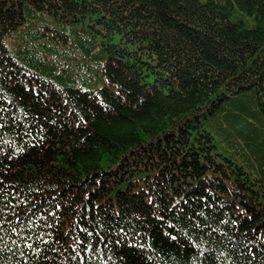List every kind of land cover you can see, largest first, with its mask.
Returning a JSON list of instances; mask_svg holds the SVG:
<instances>
[{
    "label": "trees",
    "instance_id": "16d2710c",
    "mask_svg": "<svg viewBox=\"0 0 264 264\" xmlns=\"http://www.w3.org/2000/svg\"><path fill=\"white\" fill-rule=\"evenodd\" d=\"M0 264H264V0H0Z\"/></svg>",
    "mask_w": 264,
    "mask_h": 264
}]
</instances>
